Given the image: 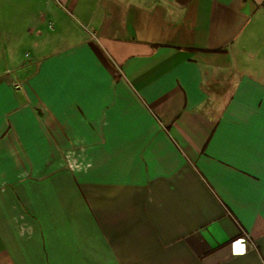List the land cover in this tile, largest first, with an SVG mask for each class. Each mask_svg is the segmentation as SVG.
Instances as JSON below:
<instances>
[{
	"label": "crops",
	"instance_id": "1",
	"mask_svg": "<svg viewBox=\"0 0 264 264\" xmlns=\"http://www.w3.org/2000/svg\"><path fill=\"white\" fill-rule=\"evenodd\" d=\"M0 264H264V0H0Z\"/></svg>",
	"mask_w": 264,
	"mask_h": 264
},
{
	"label": "rangeland",
	"instance_id": "2",
	"mask_svg": "<svg viewBox=\"0 0 264 264\" xmlns=\"http://www.w3.org/2000/svg\"><path fill=\"white\" fill-rule=\"evenodd\" d=\"M31 51H35V48L33 47V50H32V48L30 46L25 47L24 56H25V53L29 54V53H31Z\"/></svg>",
	"mask_w": 264,
	"mask_h": 264
}]
</instances>
